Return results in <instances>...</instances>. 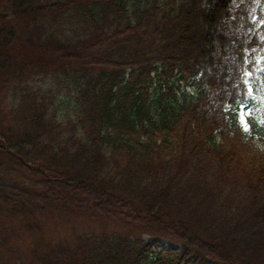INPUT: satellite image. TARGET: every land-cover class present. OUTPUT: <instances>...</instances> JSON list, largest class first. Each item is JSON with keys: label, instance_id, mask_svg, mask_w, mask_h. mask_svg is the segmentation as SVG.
<instances>
[{"label": "trees", "instance_id": "trees-1", "mask_svg": "<svg viewBox=\"0 0 264 264\" xmlns=\"http://www.w3.org/2000/svg\"><path fill=\"white\" fill-rule=\"evenodd\" d=\"M249 75L263 101L264 0H0V222L122 224L23 264H264Z\"/></svg>", "mask_w": 264, "mask_h": 264}, {"label": "rangeland", "instance_id": "rangeland-1", "mask_svg": "<svg viewBox=\"0 0 264 264\" xmlns=\"http://www.w3.org/2000/svg\"><path fill=\"white\" fill-rule=\"evenodd\" d=\"M224 28L228 29L227 26H225ZM261 113L264 116V105L261 107ZM243 119L246 121L245 115ZM69 215H70V212L67 211L66 212L67 217H65L64 219H61V217H54L51 219L48 218L43 226V230H44V233L46 234V237L50 239L52 237L56 238L57 236L61 234H65L67 238L71 237L72 239L76 231L85 230V228L88 227L89 224H87L83 218H78L74 216L69 217ZM41 219L45 220V216H41ZM34 233L35 234L39 233L36 228H34ZM33 238H35L34 235L28 232L26 233L25 239L24 238L21 239L23 240L21 242V249H20L21 252H24V251L26 252L31 249L30 241H32ZM13 239H16V238H13Z\"/></svg>", "mask_w": 264, "mask_h": 264}]
</instances>
